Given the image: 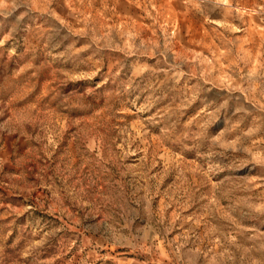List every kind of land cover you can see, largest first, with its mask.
Returning a JSON list of instances; mask_svg holds the SVG:
<instances>
[{
  "label": "rangeland",
  "instance_id": "obj_1",
  "mask_svg": "<svg viewBox=\"0 0 264 264\" xmlns=\"http://www.w3.org/2000/svg\"><path fill=\"white\" fill-rule=\"evenodd\" d=\"M0 264H264V0H0Z\"/></svg>",
  "mask_w": 264,
  "mask_h": 264
}]
</instances>
